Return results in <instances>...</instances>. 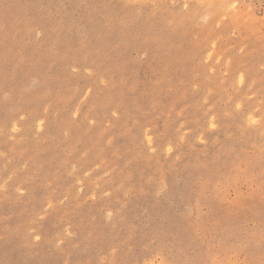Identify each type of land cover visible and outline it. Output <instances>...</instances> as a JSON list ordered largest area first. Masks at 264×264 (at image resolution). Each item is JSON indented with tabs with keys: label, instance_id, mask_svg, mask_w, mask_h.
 <instances>
[{
	"label": "rangeland",
	"instance_id": "374dc122",
	"mask_svg": "<svg viewBox=\"0 0 264 264\" xmlns=\"http://www.w3.org/2000/svg\"><path fill=\"white\" fill-rule=\"evenodd\" d=\"M0 264H264V0H0Z\"/></svg>",
	"mask_w": 264,
	"mask_h": 264
}]
</instances>
